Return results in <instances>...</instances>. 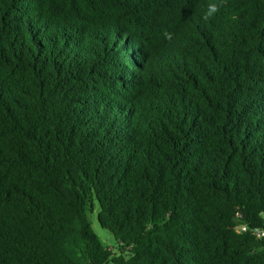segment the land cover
<instances>
[{"label": "trees", "instance_id": "1", "mask_svg": "<svg viewBox=\"0 0 264 264\" xmlns=\"http://www.w3.org/2000/svg\"><path fill=\"white\" fill-rule=\"evenodd\" d=\"M0 264H264V0H0Z\"/></svg>", "mask_w": 264, "mask_h": 264}, {"label": "rangeland", "instance_id": "2", "mask_svg": "<svg viewBox=\"0 0 264 264\" xmlns=\"http://www.w3.org/2000/svg\"><path fill=\"white\" fill-rule=\"evenodd\" d=\"M88 218L90 221L91 228L93 232L95 233V235L97 236L101 245L106 246L108 248L110 247V249H112L111 247L114 246V241L111 235L108 234L106 230L100 228V226L98 225L95 219V211L88 213Z\"/></svg>", "mask_w": 264, "mask_h": 264}, {"label": "clouds", "instance_id": "3", "mask_svg": "<svg viewBox=\"0 0 264 264\" xmlns=\"http://www.w3.org/2000/svg\"><path fill=\"white\" fill-rule=\"evenodd\" d=\"M217 11H219L218 5L209 4L206 12L202 15L201 19H203L205 22H207ZM165 37H166V39L171 40L172 34L171 33H165Z\"/></svg>", "mask_w": 264, "mask_h": 264}, {"label": "built area", "instance_id": "4", "mask_svg": "<svg viewBox=\"0 0 264 264\" xmlns=\"http://www.w3.org/2000/svg\"><path fill=\"white\" fill-rule=\"evenodd\" d=\"M245 230V226L244 225H240V226H235L234 227V231L235 232H243ZM252 233H253V235L255 236V237H259L260 235H262V231H260L259 229H254L253 231H252Z\"/></svg>", "mask_w": 264, "mask_h": 264}]
</instances>
